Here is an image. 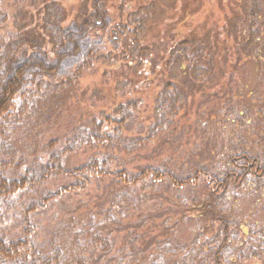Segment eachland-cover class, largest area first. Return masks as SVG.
<instances>
[{
	"label": "rangeland",
	"instance_id": "obj_1",
	"mask_svg": "<svg viewBox=\"0 0 264 264\" xmlns=\"http://www.w3.org/2000/svg\"><path fill=\"white\" fill-rule=\"evenodd\" d=\"M53 1L62 26L89 16L93 4ZM150 5L154 10L145 38L152 63L140 71L128 62L117 67L113 61L85 72L71 95H49L48 107L15 146L19 153L27 154L30 162L38 158L46 163V146L56 141L52 152L62 154L66 170L98 159L106 160L111 172L126 169L131 175L153 166L181 177L200 168L222 176L229 157L244 154L264 165V0L108 3L114 24L131 9ZM45 6V0H0V39L6 49L43 25ZM186 41L193 46H179ZM106 45L108 53L112 39ZM174 47L179 49L174 52ZM196 71L204 73L200 81L193 76ZM126 100H137L138 109H130L134 117L124 131L104 123L102 131L115 140L109 152L82 145L93 132V122L104 121V112ZM160 124L164 132L156 129ZM153 128L156 136L149 141ZM118 135L126 140L124 146ZM71 181L64 177L35 193L15 195L0 222V236L8 241L24 238L25 213L32 202ZM168 184L150 179L131 187L104 176L50 209H36L30 215L36 239L57 242L63 264H210L208 250L214 247L208 243L220 227L217 216H222L237 232L224 252L225 264H264V177L260 182L249 177L248 186L232 189L223 204L202 184L187 188V202H179ZM241 227L245 232L239 234ZM126 250L130 256L124 261L120 251Z\"/></svg>",
	"mask_w": 264,
	"mask_h": 264
},
{
	"label": "trees",
	"instance_id": "obj_2",
	"mask_svg": "<svg viewBox=\"0 0 264 264\" xmlns=\"http://www.w3.org/2000/svg\"><path fill=\"white\" fill-rule=\"evenodd\" d=\"M110 0H93L92 10L81 21L63 25L59 10L53 0H45V17L43 25L33 29L32 37L5 48L0 39V222L5 212L14 203V196L23 192H37L48 188L64 177L71 182L48 192L43 199L32 202L25 213L24 238L8 241L0 236V264H63V249L55 241L38 243L36 226L30 221V215L38 208L50 209L57 200L64 196L77 195L86 191L95 180L104 176L112 178L118 184L135 187L141 181L152 180L154 183L169 182L170 191L174 192L179 202H187V188H200V184L214 197L224 203L229 200L232 189L248 186L249 177L260 182L264 177V165L248 154L229 157L227 168L222 176L211 169L200 168L188 176H179L171 170L149 166L139 175H131L128 170L111 172L106 160L93 159L73 169L66 170L61 153L52 152L56 141L46 146L50 158L43 163L35 158L32 162L27 154L16 150L25 138L31 123L48 107L47 97L59 93L71 95L81 81L84 73L116 61L115 66L128 62L141 71L152 63V48L146 43V35L152 23L154 6H141L114 24L110 17ZM124 6L120 7V11ZM0 8V20H3ZM123 18V13L120 15ZM116 28V36L113 29ZM119 35V36H118ZM112 39L113 47L105 53L106 42ZM180 47H192V41L181 42ZM179 47H174V52ZM187 54V49L183 48ZM117 60H119L117 62ZM200 81L204 73L194 72ZM172 85L168 84L172 91ZM138 101L115 104L112 111L103 113L101 122H93V132L83 138L82 145L94 146L102 152H109L115 143L114 138L103 132L104 123L116 126L124 131L134 117L130 109L137 111ZM160 110V108H159ZM159 119V118H158ZM156 129L163 131L162 124ZM152 129L150 140L155 138ZM117 141L126 144L118 135ZM144 140L139 139L138 143ZM70 151L77 148L70 147ZM104 156H106L104 154ZM25 168L24 170H22ZM198 191V190H196ZM219 229L208 244L214 248L209 251L210 264H225L224 254L227 246L236 239L234 224L230 219L217 216ZM242 234L244 228L238 230ZM215 243L219 248H215ZM136 249V248H134ZM264 253V246L261 247ZM135 250H132L134 252ZM121 257H129V252L120 251ZM239 260H243L242 257ZM123 262V261H122ZM132 264V261H129ZM157 264V263H156Z\"/></svg>",
	"mask_w": 264,
	"mask_h": 264
}]
</instances>
